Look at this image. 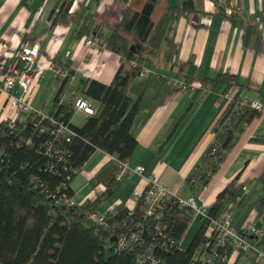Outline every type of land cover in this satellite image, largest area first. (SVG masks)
I'll use <instances>...</instances> for the list:
<instances>
[{
    "label": "crops",
    "instance_id": "1",
    "mask_svg": "<svg viewBox=\"0 0 264 264\" xmlns=\"http://www.w3.org/2000/svg\"><path fill=\"white\" fill-rule=\"evenodd\" d=\"M62 1L0 0V63L14 62L24 43H39L37 66L41 75L31 101L45 113L53 110L59 90L52 68L57 61H69L75 70L76 88L65 100L72 98L85 77L109 84L120 65L119 53L103 45L90 47L86 38L94 34V40L101 41L116 29L127 1L73 0L68 13L60 16ZM182 2L167 0L177 7ZM194 4L197 10L176 12L160 51L147 54L144 70L129 85L128 94L138 103L131 126L138 144L128 161L133 166L144 165L145 171L123 177L113 193L97 203L100 212L116 214L124 208L134 209L148 174L170 188L183 187L177 191L182 195L193 193L187 179L216 139L213 127L231 99L221 87L216 93L208 89L204 95L197 94L206 78L229 73L236 84L234 88L244 84L243 96L259 100L264 108V22H256L249 16L253 12L264 13V0H194ZM231 6H241L244 13L230 15ZM133 42L139 51L143 49L144 44L136 36ZM175 77L186 78L193 86L185 90L175 88L172 85ZM4 102L5 95H0V118L6 115ZM87 117L88 114L75 110L71 121L83 125ZM112 157L97 148L74 176L71 186L79 204L92 202L106 191L95 175ZM263 172L261 113L242 132L208 185L198 192L201 194L198 200L210 209L218 193L237 176L240 187L225 201L220 212L233 210L232 225L236 230L250 222L263 226L259 205L264 197ZM202 223L200 218L193 217L182 240L184 246L190 245ZM250 239L264 244V234L251 235ZM231 261L264 264V259L249 252L234 251Z\"/></svg>",
    "mask_w": 264,
    "mask_h": 264
},
{
    "label": "trees",
    "instance_id": "2",
    "mask_svg": "<svg viewBox=\"0 0 264 264\" xmlns=\"http://www.w3.org/2000/svg\"><path fill=\"white\" fill-rule=\"evenodd\" d=\"M126 1L121 23L101 40V45L120 54L119 68L109 84L85 77L72 98L65 100L76 88L75 70L69 61H57L68 72L63 75L55 71L59 90L47 117L22 112L12 124L5 119L0 122V264H139V259L149 253L158 259L155 264H190L194 252L206 239L208 218L202 220L187 247L168 250L156 243L153 234L159 224L172 239L182 242L192 223L193 215L173 200L161 218L145 215L147 205L142 195L134 209L106 213L105 223H98L89 215L97 210L96 205L104 196L113 193L120 181L119 162L128 160L138 144L131 133L138 103L129 96V85L144 70L147 54L160 51L176 12L197 10L194 0H183L181 7L169 5L167 0ZM72 2L62 1L60 16L68 13ZM134 36L144 44L141 51L135 48ZM203 83L197 94L203 88L216 93L219 87L228 93L236 85L227 72L208 77ZM244 90L245 85L240 84L232 93L213 127L216 139L187 179L193 193L198 194L208 185L242 132L262 113L245 101L248 98L243 96ZM78 95L91 98L95 106V112L88 114L83 125L71 121ZM54 120L64 121L75 134L69 138L56 136ZM97 148L113 155L95 175L106 191L84 205L69 204L66 199L75 196L71 181ZM237 181L236 176L218 193L209 209L211 216L221 213L225 201L235 195L240 187ZM259 205L264 228V197ZM147 217L152 231L139 229L131 239L130 227ZM121 232L128 237L125 246L118 242ZM113 236L116 239L112 240ZM147 259V264H154Z\"/></svg>",
    "mask_w": 264,
    "mask_h": 264
},
{
    "label": "built area",
    "instance_id": "3",
    "mask_svg": "<svg viewBox=\"0 0 264 264\" xmlns=\"http://www.w3.org/2000/svg\"><path fill=\"white\" fill-rule=\"evenodd\" d=\"M228 13H244V8L241 6H231L228 8ZM253 16L254 21L264 22V13L257 14L251 13L249 16ZM101 41H95L94 35L86 38V44L90 47H97L101 45ZM103 45V44H102ZM40 55L39 43L26 42L22 45L18 51L17 58L11 63H0V95H5V105L3 106L4 117L0 118V122L5 119L10 124L14 123L17 117L22 112H31L34 114H40L42 117H47V113L41 109L35 107L32 104V96L34 88L41 75V70L38 69V58ZM22 62V63H20ZM54 71L67 74L68 69L56 63L52 65ZM172 85L175 88L185 90L189 86H193L188 82L186 78H174ZM194 88V87H192ZM208 92L207 88H203L201 94L204 95ZM234 90L227 94L233 95ZM231 98V97H230ZM250 106L255 107L262 111L264 114V108L259 100L245 99ZM74 110L81 111L86 114H93L95 112V106L93 100L89 97L79 95L74 101ZM52 119H55L51 116ZM56 129L53 131L56 136L65 135L68 138L75 134L74 130L64 121H56ZM145 166L138 164L133 166L128 160L119 162V170L117 172V180H121L127 174L132 172L144 173ZM147 183L145 188L139 193L138 196H143L146 202V216H158L162 217L165 208L168 206L170 200L177 201L180 207L186 208L193 217H198L201 220L210 219L208 225V231L206 239L202 245L199 246L197 251L194 252L190 264H234L231 261V255L234 251L239 254L247 253L254 255L257 259H264V244L257 243L250 239L248 235L263 234V226L257 225L255 222L248 223L241 230H236L232 225V219L234 212L232 209H227L225 212H221L215 216L209 214V208L204 203L198 200L199 195L192 193L189 195H182L180 192L173 191L168 185L159 181L155 175L148 174L146 177ZM66 201L69 204L78 203L75 196L67 198ZM90 217L98 223H105L107 214L100 212L99 210H93L89 213ZM150 218L137 221L131 229L130 238L134 239L136 233L141 230L152 231ZM156 233L153 234V239L156 243L160 244L165 249L182 248L183 242H176L172 239L168 232H166L162 226L156 227ZM119 244L125 246L128 244V237L124 233L119 234ZM148 257L152 262L157 263L158 259L151 253ZM140 258L139 264H146L149 259Z\"/></svg>",
    "mask_w": 264,
    "mask_h": 264
},
{
    "label": "rangeland",
    "instance_id": "4",
    "mask_svg": "<svg viewBox=\"0 0 264 264\" xmlns=\"http://www.w3.org/2000/svg\"><path fill=\"white\" fill-rule=\"evenodd\" d=\"M171 188L174 189L175 191H182L183 190V187H180V186L179 187H175V186L171 185Z\"/></svg>",
    "mask_w": 264,
    "mask_h": 264
},
{
    "label": "water",
    "instance_id": "5",
    "mask_svg": "<svg viewBox=\"0 0 264 264\" xmlns=\"http://www.w3.org/2000/svg\"><path fill=\"white\" fill-rule=\"evenodd\" d=\"M20 63H22V62H20ZM114 239H116V236H113V237H112V240H114Z\"/></svg>",
    "mask_w": 264,
    "mask_h": 264
}]
</instances>
